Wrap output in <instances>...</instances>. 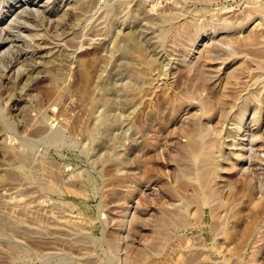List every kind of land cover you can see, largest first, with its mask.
I'll use <instances>...</instances> for the list:
<instances>
[{"label": "rangeland", "instance_id": "374dc122", "mask_svg": "<svg viewBox=\"0 0 264 264\" xmlns=\"http://www.w3.org/2000/svg\"><path fill=\"white\" fill-rule=\"evenodd\" d=\"M258 12L264 0H0V264H264ZM194 135L221 148L213 163L191 156ZM207 171L218 185L196 204Z\"/></svg>", "mask_w": 264, "mask_h": 264}, {"label": "bare ground", "instance_id": "6f19581e", "mask_svg": "<svg viewBox=\"0 0 264 264\" xmlns=\"http://www.w3.org/2000/svg\"><path fill=\"white\" fill-rule=\"evenodd\" d=\"M13 6H9V8L7 9V12H9V11H11L10 9L12 8ZM259 14H261V16L262 17H264V15L262 14V12H258ZM250 15V14H249ZM30 17V16H29ZM179 18V17H178ZM180 19V18H179ZM28 20V19H27ZM178 20V19H177ZM178 24V23H177ZM181 24V23H180ZM259 24V23H258ZM175 25V24H174ZM176 26V25H175ZM256 27H257V25H256ZM141 28V27H140ZM202 28V27H201ZM252 28H255V27H252ZM252 28H251V30H252ZM258 29H260V28H258ZM257 29V30H258ZM146 30V29H145ZM132 33V32H131ZM131 33H129V34H131ZM214 33V32H213ZM252 33V32H251ZM250 33V35H249V39H251L250 41H252V37H254V34L252 33L251 34ZM258 33V32H257ZM128 33H127V35L128 36H130ZM132 34H134V33H132ZM144 34H145V31H144ZM141 35V34H140ZM215 35V34H214ZM126 36V35H125ZM147 36V35H146ZM241 36V35H240ZM145 38V37H144ZM222 38V37H221ZM227 38V37H226ZM226 38H222V39H226ZM241 38V37H240ZM246 38V37H245ZM247 38V39H248ZM233 39V38H232ZM236 39V38H235ZM254 39V38H253ZM227 40V39H226ZM231 40V39H230ZM246 40V39H245ZM134 41V40H133ZM150 41V40H149ZM234 41V40H233ZM237 41V40H236ZM31 42V41H30ZM148 42V41H147ZM33 43V42H32ZM150 43V42H149ZM148 43V44H149ZM211 43V42H210ZM233 43V42H232ZM258 43H260V42H258ZM144 44V43H143ZM195 45H194V47L196 48L197 47V44H198V41H195V43H194ZM207 45V44H206ZM254 45H258L257 43H253V46ZM259 45H261V44H259ZM194 49V48H193ZM192 49V50H193ZM262 49V51L264 52V48H260V49H258L259 50V52H260V50ZM206 51V50H205ZM200 52H202V51H200ZM203 52H204V50H203ZM207 52V51H206ZM203 55V54H202ZM198 56V55H197ZM57 58V57H56ZM59 58V57H58ZM196 58V57H195ZM248 58V57H247ZM55 59V58H54ZM62 59V58H61ZM162 59V58H161ZM69 60V59H68ZM197 60V59H196ZM245 60V59H244ZM51 61V60H50ZM52 61H54V60H52ZM51 61V62H52ZM61 61V60H60ZM60 61H59V63H60ZM70 61V60H69ZM204 61V60H203ZM50 62V63H51ZM61 62H63V61H61ZM201 62V61H200ZM217 62V61H216ZM219 62V61H218ZM55 63V62H54ZM53 63V64H54ZM221 63V62H220ZM57 64V63H56ZM164 64V63H163ZM198 64V63H197ZM213 65V64H212ZM53 66V65H52ZM57 66V65H56ZM164 66V65H163ZM163 66H162V68H163ZM48 67V66H47ZM167 67V66H166ZM165 68V67H164ZM163 68V69H164ZM188 68V67H187ZM233 69V68H232ZM213 70V69H212ZM256 70V69H255ZM176 72V71H175ZM212 72V71H211ZM230 72V71H229ZM232 72V71H231ZM166 73H167V71H166ZM174 73V72H173ZM84 74V73H83ZM227 75H228V73H226ZM212 75V74H211ZM216 75V74H215ZM83 76V75H82ZM87 76V75H86ZM165 76H166V74H165ZM230 76V75H229ZM88 77V76H87ZM86 77V78H87ZM225 80V79H224ZM115 81V80H114ZM172 81V80H171ZM170 81V82H171ZM168 82V81H167ZM207 82H208V80H207ZM211 82H212V80H211ZM227 82V81H226ZM213 83V82H212ZM215 83V82H214ZM215 85H217V83L215 84ZM219 85V84H218ZM222 85V84H221ZM158 86V85H157ZM212 87H214V85L212 86ZM216 88V87H215ZM247 88V87H246ZM51 89H53V88H51ZM218 89V88H217ZM249 89V88H248ZM213 90V89H212ZM221 90H222V88H221ZM245 90V89H244ZM49 91H50V89H49ZM242 91V90H241ZM259 91V90H258ZM48 92V91H47ZM51 93V92H50ZM257 93V92H256ZM48 94V93H47ZM52 94V93H51ZM244 94V93H243ZM254 94V93H253ZM253 96V95H252ZM219 97V96H218ZM250 97V96H249ZM258 97H259V95H258ZM257 97V98H258ZM255 98V97H254ZM126 99V98H125ZM264 101V100H263ZM105 104V103H104ZM191 104V103H190ZM249 104V103H248ZM93 106V105H92ZM245 108V107H244ZM246 109V108H245ZM243 111V110H242ZM132 114V113H131ZM253 114V113H252ZM237 116V115H236ZM223 124H225V123H223ZM254 125V124H253ZM249 126V125H248ZM251 126V125H250ZM242 126L241 125H239V127H237L238 129L237 130H239L240 128H241ZM227 128V127H226ZM223 129V128H222ZM236 129V128H235ZM5 130V129H4ZM216 130V129H215ZM221 130V129H220ZM236 130V131H237ZM245 130V129H244ZM215 132V131H214ZM213 132V133H214ZM246 133V132H245ZM190 134V133H189ZM193 134V133H192ZM191 134V135H192ZM190 135V136H191ZM211 135V134H210ZM212 136V135H211ZM214 136H216V135H214ZM11 137H9V139H10ZM253 139V138H252ZM12 140V139H11ZM27 140H29V139H27ZM212 140V139H211ZM221 140V139H220ZM15 141V140H14ZM33 140H31V142H32ZM224 141V140H223ZM236 141V140H235ZM201 142V140H199V139H197V135H194V137H193V139L192 140H190L189 141V144L187 145L189 148H190V154H191V156L197 161V162H204V163H213L216 159L215 158H217V156H216V154L217 153H220V147H218V149H216L217 151L216 152H211V151H213L214 150V148H217V144H215L216 142L215 141H212V142H210V141H208V142H210V146H209V144L207 145V146H205L204 144H206V142L204 143L203 141V144H201L200 143ZM207 142V143H208ZM221 142V141H220ZM15 143V142H14ZM13 143V144H14ZM202 145H204L205 147L203 148V146ZM19 146V145H18ZM199 146H201V148L199 147ZM239 146V145H238ZM16 147V146H15ZM227 147V146H226ZM233 147V146H232ZM232 147H230V148H232ZM20 148V147H19ZM212 148V149H211ZM25 149V148H24ZM211 149V150H210ZM262 149H264V148H262ZM30 155V154H29ZM220 155H221V153H220ZM190 156V155H189ZM241 156V155H240ZM218 158H219V155H218ZM221 158V157H220ZM226 158V157H225ZM43 161V160H42ZM45 162V161H44ZM198 166H199V164H197ZM196 165V166H197ZM49 167H50V165H49ZM204 167V166H203ZM202 167V168H203ZM23 169V168H22ZM200 169H201V167H200ZM206 169V168H205ZM204 169V170H205ZM213 169V168H212ZM23 173H24V171H23ZM251 173V172H250ZM53 174V173H52ZM79 174V173H78ZM211 172L210 171H207V172H204V173H202L201 174V176H199L198 178L199 179H197V181H198V186L196 187V189L198 188L199 190L196 192V199H197V201H199L198 203H197V201L196 200H193L194 199V197L192 198V200L193 201H196V204H199V203H202V204H204V205H206L207 203H208V201H209V198L210 197H208V195H207V193H205L204 192V188L206 187L207 188V186L208 185H210L211 184V182H212V184L213 185H218V183L216 182L215 183V180H212L214 177H212L214 174H212V176H211ZM34 175V174H33ZM42 175V174H41ZM218 176H216V177H219V174H217ZM44 176V175H43ZM47 176V175H46ZM54 176V175H53ZM45 177V176H44ZM212 177V178H211ZM27 178V177H26ZM25 178V179H26ZM43 178V177H42ZM48 178V177H47ZM46 178V179H47ZM57 178V177H56ZM211 178V179H210ZM216 179V178H215ZM36 180V179H35ZM34 180V181H35ZM43 180H44V178H43ZM50 180V179H49ZM24 181V180H23ZM59 181V180H58ZM216 181H218L217 179H216ZM13 182V181H12ZM39 182V181H38ZM49 182V181H48ZM10 183V182H9ZM45 183V182H44ZM43 183V184H44ZM52 183V182H51ZM50 183V184H51ZM67 183H69V182H67ZM182 183V182H181ZM184 183H186V182H184ZM11 184V183H10ZM23 184V183H22ZM64 184V183H63ZM70 184V183H69ZM183 184V183H182ZM188 184V183H187ZM18 185V184H17ZM65 185H66V183H65ZM213 185H211V186H213ZM12 186V185H11ZM15 186V185H14ZM24 186H25V184H24ZM32 186V185H31ZM43 186V185H42ZM71 186V185H70ZM72 186H74V185H72ZM181 186V185H180ZM187 186V185H186ZM194 186V185H193ZM13 187V186H12ZM22 187V186H21ZM53 187H55V185H53L52 184V188ZM80 187V186H79ZM220 187H222V186H220ZM15 188V187H14ZM17 188V187H16ZM46 188V187H45ZM56 188V187H55ZM54 188V189H55ZM68 188V187H67ZM70 188V187H69ZM75 188V187H74ZM191 188H192V186H191ZM212 188V187H211ZM213 188L215 189V187L213 186ZM212 188V189H213ZM7 189H8V187H7ZM6 189V190H7ZM9 189H10V187H9ZM23 189V188H22ZM21 189V190H22ZM37 189V188H36ZM57 189V188H56ZM130 189V188H129ZM208 189V188H207ZM66 190V189H65ZM185 190V189H184ZM193 190H194V188H193ZM210 190V189H209ZM208 190V191H209ZM9 191H11V190H9ZM30 191H32V190H30ZM59 191V190H58ZM72 191V190H71ZM181 191H182V189H181ZM211 191V190H210ZM211 192H213V191H211ZM46 193V192H45ZM213 193H215V192H213ZM13 196V195H12ZM23 196V195H22ZM24 196H26V195H24ZM60 196V195H59ZM70 196V195H69ZM132 197V196H131ZM184 197H185V195H184ZM186 199H188V196H187V198ZM190 199H191V197H190ZM189 199V200H190ZM16 200V199H15ZM29 200V199H28ZM35 200V199H34ZM140 200V199H139ZM191 200V201H192ZM135 201V200H134ZM187 201V200H186ZM190 203V202H189ZM195 203V202H194ZM25 204V203H24ZM24 204H23V206H24ZM38 204H39V202H38ZM42 204V203H41ZM143 204V203H142ZM130 207V206H129ZM35 208V207H34ZM127 208V207H126ZM19 209H20V207H19ZM37 209V208H36ZM27 210V209H26ZM40 210V209H39ZM38 210V211H39ZM166 210V209H165ZM30 211V210H29ZM17 212V211H16ZM25 212H28V210L27 211H25ZM163 212V211H162ZM19 213V212H18ZM23 213V212H22ZM28 213H31V212H28ZM32 215V214H31ZM30 215V216H31ZM37 215H38V213H37ZM59 215V214H58ZM19 216V215H18ZM120 216V215H119ZM118 216V217H119ZM196 217V216H195ZM197 218V217H196ZM195 218V219H196ZM26 219V218H25ZM22 220V219H21ZM40 220V219H39ZM76 220V219H75ZM74 220V221H75ZM182 220V219H181ZM24 221V220H23ZM22 221V222H23ZM32 221V220H31ZM45 222V221H44ZM69 223V222H68ZM28 224V223H27ZM59 224V223H58ZM156 224V223H155ZM24 225V224H23ZM26 225V224H25ZM28 225H30V224H28ZM34 226H35V224H33ZM64 225V224H63ZM162 225V224H161ZM30 226H32V225H30ZM33 226V227H34ZM55 226V225H54ZM61 226V225H60ZM70 226V225H69ZM249 226V225H248ZM248 226H246V227H248ZM36 227H37V225H36ZM56 227H57V225H56ZM63 227V226H62ZM158 227V226H157ZM165 227V226H164ZM22 228H23V226H22ZM32 228V227H31ZM43 228V227H42ZM41 227L39 228V229H42ZM19 229H21V227L19 228ZM18 229V230H19ZM23 229H25V228H23ZM34 229H35V227H34ZM44 229V228H43ZM46 229V228H45ZM58 229V228H57ZM63 229V228H62ZM38 230V229H37ZM48 230V229H47ZM66 230V229H65ZM247 230H250V228L249 229H247ZM25 231V230H24ZM46 231V230H45ZM53 231V230H52ZM51 231V232H52ZM59 231H61V230H59ZM80 231V230H79ZM40 232V231H39ZM56 232H57V230H56ZM67 232V231H66ZM229 232V231H228ZM248 232V231H247ZM246 232V233H247ZM17 233V232H16ZM20 233V232H19ZM49 233H50V231H49ZM53 234H54V232H52ZM51 233V234H52ZM15 234V233H14ZM47 234V233H46ZM45 234V235H46ZM56 234V233H55ZM61 234V233H60ZM59 234V235H60ZM62 234H63V232H62ZM71 234V233H70ZM245 234V233H244ZM13 235V234H12ZM18 235V234H17ZM35 235V234H34ZM58 235V234H57ZM230 235V234H229ZM31 236V235H30ZM49 236V235H48ZM228 236V235H227ZM243 237H245L244 235H243ZM243 237H241V238H243ZM246 237H248V236H246ZM49 238V237H48ZM232 240V239H231ZM68 241V240H67ZM240 241V240H239ZM246 241V240H245ZM41 242V241H40ZM39 242V243H40ZM38 243V244H39ZM44 243V242H43ZM109 243V242H108ZM240 244V243H239ZM36 246H38V245H36ZM52 250V249H51ZM237 250V249H236ZM47 251H50V250H47ZM46 252V251H45ZM51 252V251H50ZM232 253V252H231ZM235 253V252H234ZM233 253V254H234ZM124 254V253H123ZM127 256V255H126ZM50 258H52V257H50ZM122 260V259H121ZM54 262V261H53Z\"/></svg>", "mask_w": 264, "mask_h": 264}]
</instances>
